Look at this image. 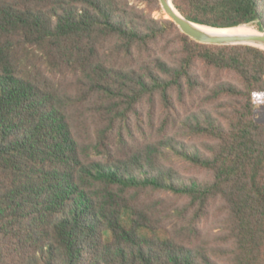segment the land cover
Wrapping results in <instances>:
<instances>
[{
    "label": "trees",
    "instance_id": "16d2710c",
    "mask_svg": "<svg viewBox=\"0 0 264 264\" xmlns=\"http://www.w3.org/2000/svg\"><path fill=\"white\" fill-rule=\"evenodd\" d=\"M213 27L264 0H172ZM160 0H0V264H264V48Z\"/></svg>",
    "mask_w": 264,
    "mask_h": 264
},
{
    "label": "bare ground",
    "instance_id": "6f19581e",
    "mask_svg": "<svg viewBox=\"0 0 264 264\" xmlns=\"http://www.w3.org/2000/svg\"><path fill=\"white\" fill-rule=\"evenodd\" d=\"M169 5V10L164 11L166 17H176L181 19L182 16L174 6L172 0H166ZM193 30L199 33L200 37L213 41H226V40H242V41H253L259 45L264 46V33L263 35L252 26L238 25L230 28H211L208 26L194 25L191 26Z\"/></svg>",
    "mask_w": 264,
    "mask_h": 264
},
{
    "label": "water",
    "instance_id": "95a60500",
    "mask_svg": "<svg viewBox=\"0 0 264 264\" xmlns=\"http://www.w3.org/2000/svg\"><path fill=\"white\" fill-rule=\"evenodd\" d=\"M160 3H161V8L164 11L169 10V5L167 4L166 0H160ZM181 16H182L181 19L176 18L174 16L173 17H166V18H170V19L174 20L183 32H185L186 34H188L190 37H192L193 39H195L197 41H200L203 43H212V44H250V45H255V46H259V47L264 48V46L259 45L257 42H253V41H248V42L242 41V40L213 41V40L205 39L203 37H200L199 33L195 32L191 26L201 25V26H208L211 28H230V27H213V26H209V25H204V24H200V23L191 21V20L187 19L186 17H184L182 14H181Z\"/></svg>",
    "mask_w": 264,
    "mask_h": 264
},
{
    "label": "rangeland",
    "instance_id": "374dc122",
    "mask_svg": "<svg viewBox=\"0 0 264 264\" xmlns=\"http://www.w3.org/2000/svg\"><path fill=\"white\" fill-rule=\"evenodd\" d=\"M154 15L156 16V17H163V16H165L166 17V14H165V12H164V10L161 8V10L160 11H156V12H154ZM248 26H252V27H254V28H256L257 30H258V28L256 27V23H253V24H247ZM258 32L260 33V34H262L263 35V33H264V31H260V30H258ZM262 100L263 99H256V101H257V105H256V109H255V111H256V118H257V120L258 121H264V104L263 103H261L262 102Z\"/></svg>",
    "mask_w": 264,
    "mask_h": 264
}]
</instances>
